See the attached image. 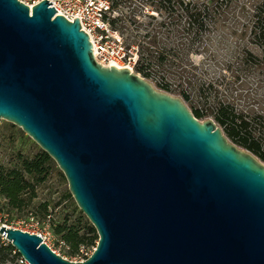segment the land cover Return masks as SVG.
I'll return each mask as SVG.
<instances>
[{"label": "water", "instance_id": "obj_1", "mask_svg": "<svg viewBox=\"0 0 264 264\" xmlns=\"http://www.w3.org/2000/svg\"><path fill=\"white\" fill-rule=\"evenodd\" d=\"M42 0H0V119L56 163L98 240L83 261L0 226L27 264H264V163Z\"/></svg>", "mask_w": 264, "mask_h": 264}, {"label": "trees", "instance_id": "obj_2", "mask_svg": "<svg viewBox=\"0 0 264 264\" xmlns=\"http://www.w3.org/2000/svg\"><path fill=\"white\" fill-rule=\"evenodd\" d=\"M144 2L150 28L134 35L138 53L135 73L152 81L157 89L180 97L197 119L212 118L233 144L264 163V0ZM118 5L119 0H111L110 14ZM228 19L232 20L229 34L235 42L223 68L230 70L234 79L227 82L225 90L229 93L220 94L221 83L206 77V71H198L192 56L202 55L210 31ZM109 22L121 35L128 29L122 14L110 15ZM171 32L174 45L160 39L162 33L168 39ZM52 169H58L56 163L38 146L31 156L16 149L12 159L0 165V193L11 214L36 197L35 188L47 180ZM70 196L69 192L64 195ZM72 204L77 216L70 220L58 215L50 230L68 247L69 255H76L81 245L95 247L98 235L74 201ZM37 207L42 218L50 214V201L40 202ZM13 250L0 238L1 260H15L19 254Z\"/></svg>", "mask_w": 264, "mask_h": 264}, {"label": "rangeland", "instance_id": "obj_3", "mask_svg": "<svg viewBox=\"0 0 264 264\" xmlns=\"http://www.w3.org/2000/svg\"><path fill=\"white\" fill-rule=\"evenodd\" d=\"M145 0H119L118 8L111 15H123L124 24L128 29L123 30V37L127 44L133 46L136 51V44L134 43L135 33H143L144 29L150 28L148 26L149 19L146 18L144 14V2ZM135 21V24H131ZM232 20L228 19L225 21L220 28L217 30H211L208 40L205 43V48H203L202 55H193L192 59L195 65H198V71H206V77L217 79L218 83H221L218 87L220 94L229 93L225 90L228 87L227 82L233 81V76L230 70H226L225 62L231 53V46L235 42V37L233 38L230 32V25ZM137 27V28H136ZM166 33L160 34V39L163 42L171 41V45L175 42L174 32L169 33L168 39L166 38ZM253 50H257L252 47ZM148 80V79H146ZM153 85L154 83L150 80ZM238 84V83H237ZM236 84V85H237ZM155 86V85H154ZM156 87V86H155ZM159 90V89H158ZM172 95V94H171ZM178 97L177 95H173ZM242 102L241 100H237ZM202 121V120H201ZM10 122L0 119V165L6 164L7 161L12 159L14 150L20 149L26 155H33L37 152V144L16 125L10 126ZM23 133H22V132ZM39 147V146H38ZM63 173L58 169H52L47 180L35 188L36 197L32 201L23 206V208L18 210H13L10 213L11 218L6 222L7 225L23 229L28 232H41L46 239V242L54 249L57 254L68 260H78L76 255H69L67 253L68 247L64 246L63 242L59 240L56 235L50 230L51 222L54 221L61 215H66L70 220L77 216V211L74 210V205L72 204L73 198L64 197V195L69 192L67 181L64 180L62 176ZM43 201H50V207L48 212L50 213L45 218H42L40 213H38L37 204ZM76 205V204H75ZM29 214L34 215L38 223H28L20 222V220L25 219ZM47 224L49 225L48 228ZM48 230L50 232H48ZM1 238V243L4 244V238ZM83 249L84 253L91 254L93 251L92 246L81 245L79 249ZM14 252V251H13ZM0 264H27L21 259L19 255L15 260H1Z\"/></svg>", "mask_w": 264, "mask_h": 264}, {"label": "built area", "instance_id": "obj_4", "mask_svg": "<svg viewBox=\"0 0 264 264\" xmlns=\"http://www.w3.org/2000/svg\"><path fill=\"white\" fill-rule=\"evenodd\" d=\"M18 1L26 4L29 9H31L33 5L42 0ZM48 2H51L49 6H53L57 10L55 14H60L70 21H72L75 16L79 17L80 28L88 34L92 43L93 57L96 62L102 66L113 65L117 68H123L125 66L135 73L134 67L138 60V53L134 51L132 45L128 46L124 37L111 26L109 22V17L111 15V0H48ZM10 217L7 200L0 193V226L11 227L6 224ZM26 221L34 224L38 223L32 214L20 220L22 223ZM48 227L49 225L47 224L46 228ZM48 232L50 231L48 230ZM30 233L39 235L43 242L52 249L41 232L34 231ZM0 236L6 239L5 236ZM5 241H7V239ZM52 250L57 254L54 249ZM13 251L16 252L15 250ZM88 256L89 254L84 253L83 249L80 248L78 249V253H76L78 260L74 261H83ZM21 259L24 260L22 257Z\"/></svg>", "mask_w": 264, "mask_h": 264}]
</instances>
